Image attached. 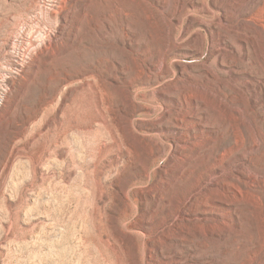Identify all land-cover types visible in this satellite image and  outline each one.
Returning <instances> with one entry per match:
<instances>
[{"label": "rangeland", "instance_id": "374dc122", "mask_svg": "<svg viewBox=\"0 0 264 264\" xmlns=\"http://www.w3.org/2000/svg\"><path fill=\"white\" fill-rule=\"evenodd\" d=\"M246 3L194 0L181 24L166 19L144 33L136 22L133 46L119 30L88 51L74 43L75 29L44 35L51 25L31 0L0 2V264H249L250 255L264 264V183L255 208L241 214V233L204 240L197 217L213 206L214 103L218 86L229 90L232 42L264 29L257 10L233 28ZM78 24L84 35V17ZM249 42L240 63L247 78L262 69L264 49ZM91 66L98 76L86 74ZM55 91V104L26 125L11 153V135ZM246 168L264 173V153L255 151Z\"/></svg>", "mask_w": 264, "mask_h": 264}, {"label": "bare ground", "instance_id": "6f19581e", "mask_svg": "<svg viewBox=\"0 0 264 264\" xmlns=\"http://www.w3.org/2000/svg\"><path fill=\"white\" fill-rule=\"evenodd\" d=\"M167 1L168 0H31L30 8L38 10L39 13L45 16L47 22L50 23L49 25L51 26L49 30L44 31V35L49 36L50 39L53 35H56L57 33L52 30V27L61 31L75 29L74 43L81 41L85 46V50L92 51L94 49L99 50L105 41L117 40L116 35L119 30H122L121 32L124 33V38H122L123 44L126 46H133L132 41L139 38L134 31L137 24L136 22H138L139 28L144 30V33H148L153 27H156L158 30L166 19H171L175 23L181 21L180 19L183 12L194 4V0H172L173 5L170 8ZM245 1H247L248 4L246 3V6L238 10L236 14L238 19L241 17L245 18L248 14H251L253 10L264 12V0ZM0 2L8 5L10 8L16 5V0H0ZM219 10L225 13L227 9L220 6ZM71 11L74 13L73 18H76L73 29L72 26H70L73 22L70 19ZM82 17H84L85 33L84 35H79L77 33L80 28L78 23ZM243 22V19H239V22H237V25L235 24L233 28L242 29L240 27ZM182 27L184 26L182 25ZM137 29L138 28H136V30ZM167 30L169 29H163L165 33ZM154 31L153 33L156 32ZM256 31L257 32L250 34L249 31L243 30V34L239 36V39L232 42V54L228 68L226 69L229 74V90L222 91L221 87L218 86L216 91L214 103L216 123L212 122L215 123L216 126L214 136H212L214 146L211 168L213 171V173L211 172V184L213 186L212 204L214 207H209L210 210L207 209L208 207H201L200 213L197 216L199 217L200 223L199 233L203 239L207 237L210 240L219 242L227 239L230 235L241 233L243 223L241 214L245 213L244 210L246 207L255 208V204L261 199V195L257 188L264 183V173L251 171L249 170L250 168L247 169L246 166L251 162V158L255 151L264 153V129L261 128L260 123H264V49L261 47L262 51L260 53L262 58L258 59L257 63H259L262 69L260 68L261 70L259 71V68H257V71H255L257 74L253 73L248 76V78L244 77L245 67L240 65V63L246 61V57L249 55V48L251 45L249 40L253 43H260V41L261 43L264 42V29ZM160 33H162V31ZM18 34L20 36L21 33ZM136 37L138 38L136 39ZM26 40L34 44L33 36H28ZM46 41L44 39V46L47 45ZM44 46L38 47L37 49L44 51ZM74 48L78 49L76 46ZM19 61L18 63H20L21 66L25 65L24 60ZM96 69L98 68L91 66L86 70V74L94 77L98 74V70ZM87 75H83L84 80L88 78ZM91 77L89 78L92 80ZM77 78L78 77L73 75L67 76L65 79L66 85H74ZM80 82H84L83 78ZM58 93V91H55L52 94H43L38 108L26 118L24 129H20L21 131L14 132L11 135L10 143L13 148L11 153L14 154L15 143L23 139L22 137L25 132H27L26 130L28 127H26V125L32 124L40 115L45 116L49 108L55 104ZM101 101L102 100H99L95 103V108L98 110L99 114L97 121L104 122V119L100 117V113L102 114L101 111L104 107ZM116 130L121 134L120 137H127L128 134L125 127L119 125ZM64 135L65 137L67 136L66 133ZM117 135L119 136L118 133ZM234 153H238L239 155L236 163L230 160L231 155ZM7 158L9 159V156H6V159ZM260 218L262 219V217ZM258 225H260L261 228V223H258L257 226ZM257 230L259 231V228ZM260 235L261 236H258L264 246V234ZM109 239L110 236L107 235V238L104 240L108 245H110ZM220 259L221 258H219V260ZM254 259L255 258L250 255L248 258L249 264H254Z\"/></svg>", "mask_w": 264, "mask_h": 264}]
</instances>
